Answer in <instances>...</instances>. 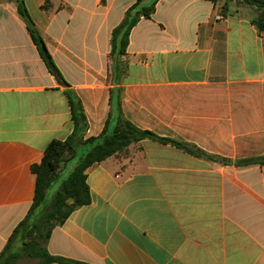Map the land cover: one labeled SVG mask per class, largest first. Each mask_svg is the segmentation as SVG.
I'll use <instances>...</instances> for the list:
<instances>
[{
    "label": "crops",
    "instance_id": "crops-1",
    "mask_svg": "<svg viewBox=\"0 0 264 264\" xmlns=\"http://www.w3.org/2000/svg\"><path fill=\"white\" fill-rule=\"evenodd\" d=\"M136 1L25 0L67 86L18 1L0 0V253L33 202L32 165L73 130L65 90L82 100L88 138L121 87L134 124L218 160L146 138L91 165L92 201L53 229L50 252L89 264H264V164L236 163L264 155V31L235 1L159 0L114 72L112 31Z\"/></svg>",
    "mask_w": 264,
    "mask_h": 264
},
{
    "label": "trees",
    "instance_id": "trees-1",
    "mask_svg": "<svg viewBox=\"0 0 264 264\" xmlns=\"http://www.w3.org/2000/svg\"><path fill=\"white\" fill-rule=\"evenodd\" d=\"M18 1V12L25 20L28 30L37 44L40 54L48 69L60 82L68 86L62 73L55 64L52 55L41 33L30 15L25 0ZM159 0H137L130 6L113 29L111 38L112 68L114 72L123 73L122 55L126 53L133 28L142 18H151ZM223 2L228 9L229 3L235 1L237 6L249 10L252 23L260 32L264 31V0H211ZM121 87L111 90V110L102 132L98 136L85 138L89 123L80 97L75 91L66 89L74 127L65 139L52 140L45 149L40 163L32 165L37 174L35 196L26 217L15 227L0 253V264H89L62 255H56L48 249V242L53 229L65 222L70 214L92 201L90 186L87 182L86 170L95 163L109 157H127L132 153L131 146L139 141L151 138L162 143H171L184 151L210 160H218L206 151L194 145L161 137L154 132L142 129L128 119L122 109ZM85 149L83 156L71 168L62 180L60 187L53 195L51 203L34 217L43 202L52 183L59 177L63 169L72 163L79 150ZM222 162H231L223 159ZM237 164H264V155L236 161Z\"/></svg>",
    "mask_w": 264,
    "mask_h": 264
},
{
    "label": "rangeland",
    "instance_id": "rangeland-1",
    "mask_svg": "<svg viewBox=\"0 0 264 264\" xmlns=\"http://www.w3.org/2000/svg\"><path fill=\"white\" fill-rule=\"evenodd\" d=\"M85 153V149H81L78 152V155L76 157V159L70 163L68 166H66L63 171L59 174V177L52 183V185L49 187L48 192H47V196H46V200L43 202V204L41 205V207L39 208V210L37 211V213L35 214L34 217L38 216V214L41 212V210L43 209L42 207H45L46 205H49L51 203V200L53 198V195L55 194V192L58 190V188L60 187V184L62 182V180L68 175L69 171L71 170V168L76 164V162L83 156V154ZM22 264H28V262H23Z\"/></svg>",
    "mask_w": 264,
    "mask_h": 264
},
{
    "label": "built area",
    "instance_id": "built-area-1",
    "mask_svg": "<svg viewBox=\"0 0 264 264\" xmlns=\"http://www.w3.org/2000/svg\"><path fill=\"white\" fill-rule=\"evenodd\" d=\"M223 17L222 16H219V19H222Z\"/></svg>",
    "mask_w": 264,
    "mask_h": 264
}]
</instances>
